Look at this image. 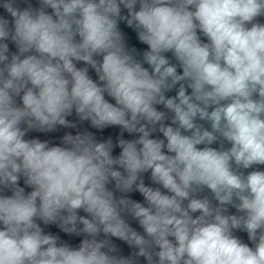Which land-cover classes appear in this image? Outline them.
Here are the masks:
<instances>
[{
  "label": "clouds",
  "instance_id": "clouds-1",
  "mask_svg": "<svg viewBox=\"0 0 264 264\" xmlns=\"http://www.w3.org/2000/svg\"><path fill=\"white\" fill-rule=\"evenodd\" d=\"M39 4L21 9L17 0H0L12 18L0 16V192L12 193L0 195V264H264V171H241L264 165V24L254 22L264 0ZM120 21L147 45L143 63L151 71L126 47ZM157 105L173 114L171 123ZM73 111L94 128L139 136L118 138L116 157L111 139L98 142L89 132L66 133L63 147L24 138L76 127L66 119ZM156 131L163 139L152 138ZM217 142L219 149L211 147ZM149 171L166 193L145 185L141 174ZM21 176L30 192L19 186ZM112 182L145 203L117 198ZM205 188L216 204L196 197ZM38 220L84 238L72 247ZM108 237L135 251L120 255Z\"/></svg>",
  "mask_w": 264,
  "mask_h": 264
},
{
  "label": "water",
  "instance_id": "water-1",
  "mask_svg": "<svg viewBox=\"0 0 264 264\" xmlns=\"http://www.w3.org/2000/svg\"><path fill=\"white\" fill-rule=\"evenodd\" d=\"M29 4L33 8L40 7L39 0H17V6L20 7L21 9L28 7ZM137 8H138V5H137ZM46 11L51 13V9H46ZM122 15H127V11L122 9ZM0 16H3L4 18L8 19L10 21V24H11V20H12L11 16L2 7H0ZM254 22L264 24V16L257 17L256 21H254ZM119 30L123 34V37H124V40L126 43V47L129 50L135 49V52L133 54L135 55V57L138 61L143 63V52L147 50V45L143 44L142 42L139 41L137 31L134 28L127 26L125 21L119 22ZM197 34L200 36L202 42H204V43L208 42L207 37H205L202 33H200L199 30H197ZM6 42L9 45L10 54L16 53L17 48H16L15 44L11 40H8ZM164 55H166V57L169 59L170 63L177 65L178 72H182V69H180L178 62L176 61L175 57L173 56V54L171 52L165 53ZM94 58L97 59L98 61L102 59V57H94ZM76 65L78 68H82V67L87 66L83 62H76ZM143 66L146 68H149V71H151V68L146 63H143ZM87 67L89 68V72H88L89 76L94 81L100 83L95 70L92 69L90 66H87ZM176 87L178 88L179 85H177ZM190 91L191 90L189 89V93H190ZM175 95H176V88H174L173 90L166 93V96H169V97L175 96ZM105 99L108 100L110 103H113V104L115 103V101L111 97H109L106 93H105ZM16 102H17L18 106H22V102L20 101L19 97H16ZM156 107L158 110L166 112L168 119L165 121V123L166 124L171 123V116L173 114L168 112V110L165 109L162 105H157ZM66 119L71 121L73 124H75L76 127L71 128V127H64V126L57 125L53 131L41 132V131H36V130H30L27 132V134L24 138L25 139H39L42 142L47 141L48 145L50 147L51 146H62L63 147L65 145H63V143H62V138L66 133H71L72 135H76L78 133L89 132V133H92L94 135V138L98 142H104L108 139H111L113 142V145H114L112 155L114 157H116L119 155V153L121 151V149L118 146H116L118 138H123L126 140H133V139H137L139 136V134H137V133L129 134L126 131H122V129L119 126H108L106 128H103V129L94 128V127H92L90 121H87V120L81 121L79 119V117L77 116V114L75 113V111H73V113L71 115L67 116ZM198 122L203 123L205 127H209V125L206 122H203V121H198ZM151 135H152V138L163 139V136L161 133H159V131H156V132L152 133ZM230 146L231 145L227 141L224 142V148L225 149L229 148ZM200 147H203V146H200ZM211 147L219 149L220 143L217 142V143L211 145ZM120 170L122 171V169H120ZM253 170L264 171V165H254L252 168H249V169H241V171L244 172L245 175L248 172L253 171ZM141 176H142L143 181H144L146 186H150L153 188H160V190L162 192L166 193V190L163 189L162 186H160L158 184H154L151 181L150 171L142 173ZM18 183H19L20 187L25 188L26 193L30 192L32 190L30 187L25 185L23 176L20 177ZM107 187L114 192V195L117 198H119L120 196H127L128 198L135 200L137 202L145 203L144 197L142 196V194H140L138 191H135V189H133V191H131L129 193H121L114 188V182L109 183L107 185ZM11 194H12L11 191H8V190H4L3 192H0V195H11ZM195 195L197 198H203V197L207 196L210 200H212L213 204L217 203L213 199L212 193L207 188H205L201 192L196 193ZM185 203H187V201ZM229 213L230 214H238V213H236V209L232 208L231 206H229ZM79 215L87 216V214L84 213L82 210L79 212ZM194 215H198V213H196ZM124 219L126 220V222H128L131 225V227H133L138 232L143 234V229L139 226L138 221H136L135 219H133L131 216H128V215H125ZM37 223L40 224V226L43 229V232L45 234L50 233L52 235L58 236L61 242H66L72 247H78L80 241L84 238L83 235L76 236V235H70V234L64 233L57 226V224L45 225L42 221H39V220L37 221ZM234 235L236 237H238L243 243L248 244L249 247L254 246L252 244V242L248 239V235L246 232L241 231V230H234ZM99 238L103 239L105 237L103 235H101ZM108 239H110L112 241V243L117 246V248L119 249L120 255L129 256L135 251V249L130 248L125 242H123V241H121L115 237H108ZM139 264H146V261H144L143 258H139Z\"/></svg>",
  "mask_w": 264,
  "mask_h": 264
}]
</instances>
